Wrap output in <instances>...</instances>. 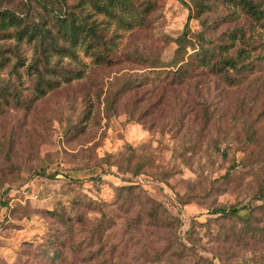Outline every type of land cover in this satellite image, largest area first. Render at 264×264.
Returning a JSON list of instances; mask_svg holds the SVG:
<instances>
[{
  "label": "rangeland",
  "instance_id": "rangeland-1",
  "mask_svg": "<svg viewBox=\"0 0 264 264\" xmlns=\"http://www.w3.org/2000/svg\"><path fill=\"white\" fill-rule=\"evenodd\" d=\"M155 1L156 10L142 27L135 22L121 27L92 14L103 21L97 29L105 44L91 51L109 59L99 61L77 48L76 58L64 57L59 65L82 78L45 97L33 98L27 73L36 55L33 45L0 42L7 54L15 51L0 67V84L28 102L17 107L9 94L8 104L0 105V264H55L39 245L62 229L51 212L62 207L71 217L94 222L100 216L93 202L110 212L109 253L88 263L81 262L84 256L66 253L61 264H186L174 255L181 242L190 245L188 231L207 264H264V240L242 235L246 244L234 241L231 233H239L241 223L212 213L215 207L247 202L264 187V64L258 59L264 54V31L244 12L218 0L206 1L208 9H197L199 0H183L190 10L178 0ZM253 1L264 5V0ZM50 3L56 6L57 0ZM3 10L24 13L25 23L39 21L33 10L41 13L30 0H0ZM187 25L188 39L203 34L210 41L207 49L243 33L245 39L230 54L252 51L254 59L247 63L253 68L241 77L231 71L227 79L190 68L172 80L174 41ZM195 52L189 49L186 60ZM129 147L136 152L133 167L143 160L147 168L138 178L123 179L111 167L129 156ZM233 169L232 181L219 180ZM43 170L58 173V179L41 176ZM98 176L103 183L91 180ZM128 185L137 186L129 208L122 204L128 195L118 189ZM205 187L211 188L206 195L201 192ZM192 193L193 203L181 207L178 198ZM147 198L164 204L180 224L156 228L144 219L138 223ZM253 218L254 227L264 233V207ZM79 225L75 228L83 231L78 235L85 241L89 226ZM92 248L97 250L94 243ZM160 252L164 257L157 262Z\"/></svg>",
  "mask_w": 264,
  "mask_h": 264
},
{
  "label": "trees",
  "instance_id": "trees-1",
  "mask_svg": "<svg viewBox=\"0 0 264 264\" xmlns=\"http://www.w3.org/2000/svg\"><path fill=\"white\" fill-rule=\"evenodd\" d=\"M35 2L41 13L35 11L39 16V21L29 20L24 22V13L20 15L13 11L3 10L0 11V42L13 40L16 43L27 42L32 44L36 49L35 58L33 62L28 66L27 73L33 79V98L45 97L47 92L54 91L60 88L63 84L70 83L73 80L82 78L79 72L68 73V71L59 65L62 58H76L77 48L85 49L86 53L94 56L99 61L108 60V56L104 53L99 54L97 51H91L94 47L104 45L102 42L104 35L102 29H97L103 21L98 23L96 19L92 17V14L103 16L105 20H112L111 23H115L118 26H131V22L138 23L139 27H142L149 19L151 13L156 10L157 2L155 0H57V5L51 6V0H30ZM182 2L186 8L191 9L190 6L183 0ZM208 0H199L195 3L197 9H208L206 5ZM223 4H227L229 8L239 9L248 15L257 24L259 28L264 31V5L260 2H254L253 0H218ZM28 9V6H27ZM43 13V15H42ZM27 17H31L32 13L26 14ZM96 17V16H95ZM191 20V16L188 21ZM189 29L186 26V31L183 36L177 38L174 42L177 45V49L174 54V59L169 65H157L154 66V70L168 66L176 69L173 71L172 80H180L181 76L176 74L184 73L187 75L194 68L207 69L211 72L220 73L224 78H229L228 74L232 71L237 73L239 77L244 75L253 68V52L247 48L239 49L236 52V56L232 57L231 50L236 46V42L243 41L245 35L243 33H237L232 36L228 43L221 46H216L212 49H207L206 44L210 43L204 38L203 34L193 35L194 41L188 39ZM262 36V35H261ZM249 47V45H247ZM196 50L191 61L186 60L188 56V50ZM6 51L0 48V67L9 61V55L15 53V51ZM264 53V48L263 51ZM57 58L58 61H51L53 58ZM258 59L264 64V54L259 55ZM190 68H192L190 70ZM161 72V71H159ZM164 73H157L158 76H162ZM169 78V74L165 76ZM10 94V95H9ZM9 97L13 99V105L17 107L28 106L27 101H22L21 96L18 93H12L10 89H7L4 85L0 84V105L1 103L8 104ZM129 149V156L125 158L121 163L111 167L112 174H122L123 179L127 176L132 178H138L144 172H146L147 165L143 160H140L137 165L133 167L132 161L136 157V152ZM226 154V153H224ZM235 169L226 173V175L219 178L221 182L228 183L232 181ZM40 175L55 180L58 179V173H47V170L40 172ZM97 184L103 183L100 176L91 178ZM130 183V181H126ZM77 183V181H75ZM211 187V186H210ZM121 195H128L122 204L131 206L132 202L129 200L133 193L132 191L137 189V186L128 185L118 188ZM211 190L209 187L201 189L205 195ZM194 193L190 197L178 198V203L181 207H185L193 201L191 200ZM190 198V199H189ZM258 201H264V187L258 189L257 193L247 202L236 203L229 207H215L212 210L214 215H219L220 218H224L227 221L237 220L241 223L242 228L239 233H231L234 241L244 244L246 240L243 238L251 237L254 239L264 240V233L253 225V217L256 209H261V206H256ZM146 206L140 211V215L137 220L138 223L141 220H146L151 226L156 228H173L177 224H180L179 217L172 215L166 206L153 199L147 198ZM7 204L2 203V207H6ZM93 210L100 216L95 219L94 222H87L82 217H71L65 212L57 209L51 212V216L55 218L62 225V229L57 230L48 239L46 244L42 245L44 248L43 254L48 256L51 262L55 264H61L65 258L66 253H70L74 258L84 256L81 262H89L92 258L93 261L107 255L108 242L111 230L112 221L109 217L107 208L101 203L93 202ZM89 226L86 240L78 234H82L83 231L75 228V226ZM135 230V229H134ZM131 234V232H130ZM186 240L190 241V245L181 242L175 249L174 257H178L179 261L183 259L185 263L193 261L195 264H207L208 259L200 257L199 247L193 240L191 231L186 234ZM243 235V236H242ZM132 239V238H131ZM134 239V238H133ZM84 242V243H82ZM93 243L97 250L94 249ZM84 244H86L84 246ZM246 244V243H245ZM87 247V249H86ZM158 256L160 257L158 259ZM148 258V256H146ZM155 257L157 262H160L164 257V253H156ZM148 262V261H147ZM102 264H113L103 260Z\"/></svg>",
  "mask_w": 264,
  "mask_h": 264
}]
</instances>
